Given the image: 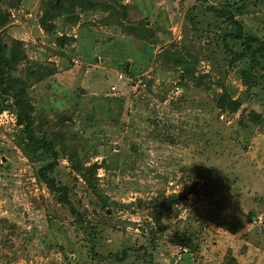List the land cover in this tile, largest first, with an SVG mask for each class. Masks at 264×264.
Returning a JSON list of instances; mask_svg holds the SVG:
<instances>
[{
    "label": "rangeland",
    "instance_id": "obj_1",
    "mask_svg": "<svg viewBox=\"0 0 264 264\" xmlns=\"http://www.w3.org/2000/svg\"><path fill=\"white\" fill-rule=\"evenodd\" d=\"M98 1L112 8L67 12L50 32L39 23L45 0L8 6L3 35L9 46L22 41L15 73L28 81L35 115L77 145L85 165L101 167L94 190L66 156L57 169L83 228L39 182L42 162L15 113L1 112L0 264H264V91L247 97L238 73L247 60L231 63L224 26H210L201 1ZM245 2L239 18L264 38V0ZM143 20L151 37L135 35ZM171 47L212 89L181 79L164 54ZM36 62L47 73L39 80ZM223 85L243 100L238 112L217 107L212 91ZM251 111L263 118L251 121ZM181 192L185 201L156 224L158 196Z\"/></svg>",
    "mask_w": 264,
    "mask_h": 264
},
{
    "label": "trees",
    "instance_id": "obj_2",
    "mask_svg": "<svg viewBox=\"0 0 264 264\" xmlns=\"http://www.w3.org/2000/svg\"><path fill=\"white\" fill-rule=\"evenodd\" d=\"M201 1L205 9L211 12L215 23L223 25L224 47L231 56V63L246 59L247 65L238 69L243 84L246 87L247 97H252L254 88L264 91V38L249 31L243 21L239 18L246 8L245 0H221L219 3H209L207 0ZM20 0H0V113L9 110L15 113L17 124L21 127L19 137L25 144L37 155L42 165L37 171L39 182L43 183L52 192L59 203L69 207V209L78 216V224L84 226L83 214L74 204L71 194L72 189L64 184L57 177V169L60 160L67 157L76 173L84 180L87 186L94 190L98 184L97 172L101 165L97 162L85 165L79 158L78 147L70 144L66 140L60 141L62 133L49 129L48 122L36 116L35 107L27 93L28 81L15 73V64L26 60V55L22 47V41L14 40L9 46L3 35V29L10 22L11 13L8 6H15ZM99 7L104 10L112 8L107 3H100L98 0H45L39 23L46 31H54L56 28L55 20L63 14L73 13L77 9L83 11L96 10ZM192 21H198L197 15H189ZM73 19L77 17H72ZM135 28V27H134ZM135 35L138 38L151 37L150 29L146 20L138 23L135 28ZM166 60L171 61L175 69L180 70L182 80L188 79L195 82L197 86L205 84L207 89H212L210 84L204 82V78L209 75H196V61L185 57L168 49L165 53ZM31 74L36 80L42 79L47 73L44 72L42 64L33 63ZM41 65V66H40ZM30 72V70H29ZM216 99L217 107L221 112L236 113L243 104L240 98H234L227 88L223 85L221 91H212ZM257 93H254V96ZM249 118L253 122H258L263 118L261 113L251 111ZM156 206L158 210L153 213V219L156 224L161 225V217L164 211L172 208L173 205L182 203L187 198V194L172 193L169 195L158 196ZM153 202V201H152ZM126 204L125 206H130ZM90 226V225H89ZM90 234L94 237L97 229L93 226L87 227ZM93 243L94 238L90 239ZM185 244L189 247L194 246L193 239L188 238ZM95 248L92 245V250ZM126 255V254H124ZM118 259H121L118 257ZM222 264H235L233 258L224 261Z\"/></svg>",
    "mask_w": 264,
    "mask_h": 264
},
{
    "label": "built area",
    "instance_id": "obj_3",
    "mask_svg": "<svg viewBox=\"0 0 264 264\" xmlns=\"http://www.w3.org/2000/svg\"><path fill=\"white\" fill-rule=\"evenodd\" d=\"M115 87H113V89H114ZM176 91H177V93H178V87H176Z\"/></svg>",
    "mask_w": 264,
    "mask_h": 264
}]
</instances>
